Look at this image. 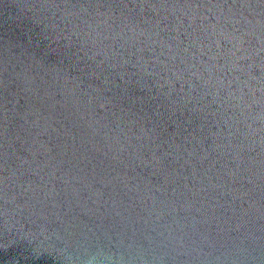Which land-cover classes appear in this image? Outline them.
Instances as JSON below:
<instances>
[{
    "label": "water",
    "instance_id": "water-1",
    "mask_svg": "<svg viewBox=\"0 0 264 264\" xmlns=\"http://www.w3.org/2000/svg\"><path fill=\"white\" fill-rule=\"evenodd\" d=\"M0 264H264V0H0Z\"/></svg>",
    "mask_w": 264,
    "mask_h": 264
}]
</instances>
